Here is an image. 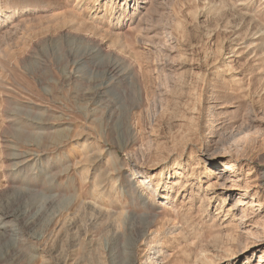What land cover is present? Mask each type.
<instances>
[{"label": "rangeland", "instance_id": "obj_1", "mask_svg": "<svg viewBox=\"0 0 264 264\" xmlns=\"http://www.w3.org/2000/svg\"><path fill=\"white\" fill-rule=\"evenodd\" d=\"M90 1L0 0V264H264V0H139L115 34Z\"/></svg>", "mask_w": 264, "mask_h": 264}, {"label": "bare ground", "instance_id": "obj_2", "mask_svg": "<svg viewBox=\"0 0 264 264\" xmlns=\"http://www.w3.org/2000/svg\"><path fill=\"white\" fill-rule=\"evenodd\" d=\"M86 1L87 0H78V2L75 3L74 8L77 6L79 7V6L85 5L84 3ZM97 1H99V0H97ZM154 1L155 0H150L149 2L145 1L143 4L149 3V5H151L152 3H154ZM94 2H96V0ZM132 3H135V5H134L135 10H134L133 14H131L132 17L136 16L135 11L139 12L141 10L142 11H141L140 17L141 18L144 17L143 11L146 9V7H144V6L139 7V0H102V2H100V4H98V7H97V11H98L97 13L98 14H96L97 17L94 18V24L93 25L96 28H98V26H103V27L107 28V32L115 34V31H118L121 27V24L129 17V12L131 10V4ZM75 12H77V11H74V14H75ZM141 18L139 19L140 21H141ZM105 19L109 20L107 25L105 24V21H104ZM83 23H84L85 27L88 26V23H86L85 21ZM92 51L94 52V49H92ZM92 51H90V52L93 53ZM87 63H88V61H87V59H85L83 64L86 68L88 66ZM60 134H61V132H60ZM63 143H64V141L62 139H60L59 145H62ZM82 147L85 148V145L83 144ZM230 167H234V166H230ZM228 173H229V170L226 169L224 171H218L217 175L215 176L218 183L224 182V183L219 185L220 189L223 188L225 182L226 183L229 182V179H227V178H229V177H227ZM209 175L212 176V173ZM195 178H196V176H195ZM195 178H194V173L192 172L191 176H189V179L194 180ZM257 179H258V182H257L258 186H255V185H254L255 187L252 186V190H251V192H253L252 193V195H253L252 204L255 207L261 208L263 206V200H262L261 193L264 192V180H263L264 174L259 175ZM159 180L156 183L157 184V188H156L157 191H159V189L162 188L161 186H164V187L166 186V184H162L161 178ZM191 180H188V181H191ZM188 181L186 183H189ZM143 184H142V186H143ZM185 185H187V184H185ZM212 186H213V184H212ZM208 187H210V185ZM98 188H99V186H98ZM165 188H166V190L168 189L167 187H165ZM164 199H166V198H164ZM151 200H152V197H151ZM52 204H54V203H51V207H52ZM85 205L89 206L90 203L85 204ZM240 206H241V204H239L237 206H233L228 210V213L229 214L231 213L230 215L232 216V220L230 221V223L227 226L228 231L229 230L239 231L240 228H243L248 223H250V224L252 223V225H255V227H256V224H254L252 220H249L247 218L248 217L247 214L245 212H243L242 209L239 208ZM219 213H221V211ZM228 213H227V215H229ZM126 214L122 213L121 216L122 217L124 216V218H126L128 221H125V220L123 222L118 221L116 223L117 225L114 227L116 230L112 235V236H114V238H110V240L113 242V244H115V248H113V249H115V253H116V249H117L116 254H120L119 252H121L124 249L125 250H132V252H135L136 250H138L139 247L141 246L142 242L144 241V239L147 237L146 236L147 232L151 231L152 227L156 223V219L152 218L151 209H150L149 204L143 203V213H141L138 216H135V214L130 216V213L127 215ZM54 215H56V214H54ZM49 216H50L51 221L55 219L53 215L49 214ZM151 219H153V220L151 221ZM152 232H153V230H152ZM154 233L159 234L161 232L156 231ZM227 238L234 239V236L232 234H228ZM121 244H123V245L120 246ZM115 256H117V255H115ZM238 258H240V256L235 254L233 261L236 262L238 260ZM261 259H263V257H261ZM134 264H135V262H134ZM199 264H205V263L200 262ZM206 264H207V262H206ZM244 264H250V259L246 258V261Z\"/></svg>", "mask_w": 264, "mask_h": 264}]
</instances>
